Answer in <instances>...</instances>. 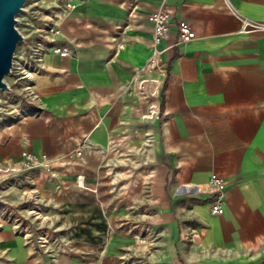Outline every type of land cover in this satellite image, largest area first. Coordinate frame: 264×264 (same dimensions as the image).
<instances>
[{"label": "crops", "instance_id": "1", "mask_svg": "<svg viewBox=\"0 0 264 264\" xmlns=\"http://www.w3.org/2000/svg\"><path fill=\"white\" fill-rule=\"evenodd\" d=\"M62 1L58 33L38 34L53 41L32 100L3 128L0 166L24 152L65 164L24 170L11 187L24 219L0 220V264H264V31H240L222 0H166L193 38L176 42L172 24L163 70L140 71L159 0ZM228 1L264 22V0ZM123 140H147L137 168H114L110 145ZM210 173L226 184L221 214L209 211Z\"/></svg>", "mask_w": 264, "mask_h": 264}, {"label": "built area", "instance_id": "2", "mask_svg": "<svg viewBox=\"0 0 264 264\" xmlns=\"http://www.w3.org/2000/svg\"><path fill=\"white\" fill-rule=\"evenodd\" d=\"M222 2L227 8V10L238 20L240 31H244V32H252L257 30L264 31V22L256 21L240 14L236 9H234L230 5L228 0H222ZM146 20L150 25V32H151L149 53L144 64L140 67L139 70L162 71L163 63L160 58V53L162 51L161 42L165 37V35L167 34L169 27L172 24L174 25L176 30L175 41L178 43L186 42L191 38H193V31L191 30L187 21L183 19L172 18V12L167 6L166 0H159V7L156 10L150 12L146 16ZM49 31L52 34H57L58 33L57 25L50 28ZM48 41L52 42L53 40H49L46 37H44V39L40 37L34 40L32 43H30L28 46L27 53L22 54V57L25 58L24 62L22 61L23 62L22 65H19L15 68V66H13L14 64L12 60L10 73L11 71H13V67H14V70L16 69L15 79L25 81V83L21 86V90L23 96L29 101L32 100V95H33L32 91L30 90L31 75L33 73L39 72L42 69L43 54L48 49V44H47ZM52 50L60 57L66 56L69 53L68 49L64 46H55L52 48ZM160 85L161 82L157 80L156 83L157 91H159ZM147 89L148 88H146V90L145 88L143 89L138 88V91H141V93L143 94H145L146 91H149L150 94L151 93L150 87H149L150 90ZM87 147H88V143L84 139L80 140V142H78L74 147V149L72 150L71 155H69V157L78 158L83 152V150H85V148ZM53 164H57L61 166L64 165L65 162L61 161L60 159H50L44 153L35 155L28 152H24L21 154V158L16 164L15 169H10V170L18 172V171L30 170L32 168H37V167L48 169ZM75 184L79 187H83L80 176H76ZM207 186H208L207 191L208 194L210 195L209 211L211 214H221L226 184L215 173H210L208 176ZM190 188L195 189L196 186H190ZM17 219H18L17 221H20V218ZM34 241L37 247L40 248L41 250H48L49 248L48 244H50L51 242V241L49 242V239L47 237L45 236L42 237V235L37 236ZM49 258L50 260H53L54 258L53 254H50ZM32 264H38V263L34 262Z\"/></svg>", "mask_w": 264, "mask_h": 264}, {"label": "rangeland", "instance_id": "3", "mask_svg": "<svg viewBox=\"0 0 264 264\" xmlns=\"http://www.w3.org/2000/svg\"><path fill=\"white\" fill-rule=\"evenodd\" d=\"M69 7V4L62 0H58V3L50 8H44L39 5L37 0L25 1L23 11L15 16L17 19L16 27L24 38L23 41L17 43L14 51L12 60L15 68L20 65V61L24 62L25 58L22 57V54L27 53L29 44L40 38L39 33L54 27L57 15L63 10H69ZM15 72L16 69L14 70L13 67V71L3 77V81L9 86L10 91L0 90V142L3 140V128L19 115V107L27 100L22 94L21 86L19 85L18 88L12 81L16 76ZM137 93L139 97H148L149 95L148 91L145 94L141 93V91ZM148 103L151 104L153 102L150 101ZM147 143V140L141 146L128 140L112 143L110 149L114 168L117 165L125 168H137L140 164L141 153L144 152L143 150H145ZM17 163L0 166V220L6 217L12 219L20 218V221L24 219L17 210V206L13 207L7 204L11 187L14 188L21 181L23 174V171L15 172L10 170L15 169ZM114 171L115 169L112 173Z\"/></svg>", "mask_w": 264, "mask_h": 264}, {"label": "water", "instance_id": "4", "mask_svg": "<svg viewBox=\"0 0 264 264\" xmlns=\"http://www.w3.org/2000/svg\"><path fill=\"white\" fill-rule=\"evenodd\" d=\"M26 0H0V90L10 91L3 77L10 73L13 53L23 36L15 16L23 11Z\"/></svg>", "mask_w": 264, "mask_h": 264}, {"label": "bare ground", "instance_id": "5", "mask_svg": "<svg viewBox=\"0 0 264 264\" xmlns=\"http://www.w3.org/2000/svg\"><path fill=\"white\" fill-rule=\"evenodd\" d=\"M57 25V24H56ZM157 95V94H156Z\"/></svg>", "mask_w": 264, "mask_h": 264}]
</instances>
